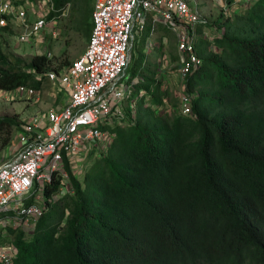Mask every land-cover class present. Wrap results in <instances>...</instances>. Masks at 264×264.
Listing matches in <instances>:
<instances>
[{
  "label": "trees",
  "instance_id": "obj_1",
  "mask_svg": "<svg viewBox=\"0 0 264 264\" xmlns=\"http://www.w3.org/2000/svg\"><path fill=\"white\" fill-rule=\"evenodd\" d=\"M53 1L59 15L77 6V27L90 39L95 0ZM214 24L224 32L197 41L203 64L186 80L197 94L193 116L143 67L135 118L110 128V147L82 181L71 171L73 195L52 199L56 178L46 187L34 232L12 230L13 264H264V0L233 17L222 11ZM13 26L0 31V91L40 88L47 77L38 74L73 62L10 54L4 36ZM14 125L0 117L5 143Z\"/></svg>",
  "mask_w": 264,
  "mask_h": 264
},
{
  "label": "built area",
  "instance_id": "obj_2",
  "mask_svg": "<svg viewBox=\"0 0 264 264\" xmlns=\"http://www.w3.org/2000/svg\"><path fill=\"white\" fill-rule=\"evenodd\" d=\"M257 1L216 0L227 16ZM54 12L53 0H0V31L13 24L24 30L17 35L18 42L34 41L39 46L45 31L58 34ZM161 26L177 35L176 75L182 83L203 64L196 53L197 41H212L224 32L221 26L209 24L189 0H95L93 28L85 51L59 72L38 74L39 79L45 75L63 87L68 101L59 109L26 120L17 134L20 146L0 165V264H13L19 254L12 230L32 234L48 209L46 187L56 178L58 186L52 199L73 195L71 171L75 175L95 146L99 156L107 151L114 136L110 128L127 126L129 118H135L138 97L146 92L136 88L140 76L125 78L126 68L136 35L141 38L147 27L149 34H154ZM149 47L154 48L155 43L150 41ZM42 54L51 55L45 49ZM185 86L179 96V113L193 116L197 94L185 91ZM15 90L39 98V90L28 84L5 92L14 96ZM147 102L150 104L149 99Z\"/></svg>",
  "mask_w": 264,
  "mask_h": 264
},
{
  "label": "rangeland",
  "instance_id": "obj_3",
  "mask_svg": "<svg viewBox=\"0 0 264 264\" xmlns=\"http://www.w3.org/2000/svg\"><path fill=\"white\" fill-rule=\"evenodd\" d=\"M189 1L191 5L194 8H197L202 14V16L209 21V24L215 23V20L218 17V15L222 11H224L222 7L219 6L218 3H216V0H189ZM244 9L245 8L243 6L238 7V9L232 12L233 13L232 17L236 14V12H239L240 10H244ZM232 13L228 12V14H232ZM78 14H79V10L77 6H75L74 4L69 5L68 8L63 12V14H61V16L58 18L57 28L60 30L58 36L55 37L52 35V33L43 34L42 38L44 39L43 40L44 47L46 51L51 53L50 55L51 58H55L57 56L59 57L63 55L64 57L69 58L71 61H74L75 58H77L80 54H82L86 49L89 38L86 37L85 32L80 31L77 27ZM30 17H35V15H31ZM13 30L14 31L12 34H5L4 36L5 39L4 48L7 52H9L12 55L20 56L22 58H30L33 55L37 54L38 52H43V51H38V48L35 46L34 41L33 43L18 42L17 35L21 32H24L22 28L13 26ZM160 31H164V30H160ZM165 33L168 36L169 42L171 44L167 46V50L171 53L172 56L170 57L168 63L169 68L167 69V71L160 74L157 72L156 79L161 81L162 86H166L168 87V89H172V90L174 89L171 95L175 96L176 92L178 93L180 91L181 93L183 92L181 86H184L186 82L182 83L176 75L177 64L175 63L177 61V58H176L175 45H174L175 41L173 42V39L171 38V34H169V32H165ZM142 36L143 34L141 35V37ZM136 38H138V35H136ZM155 41L157 43H160L157 40ZM160 45L163 44L160 43ZM135 47L136 46H134V48L132 49V61L126 68L125 78L130 77L131 73L133 72V64L136 59L135 56H137L138 54V49ZM159 49L156 47V50ZM150 58L152 59V61L150 60L151 61L150 67H153L152 70L155 71L156 58L153 56H151ZM53 85L54 84L49 80L47 79L43 80V83L39 88L40 96H41L40 100L31 98L25 93L21 94L19 93L18 90L14 91L15 94L14 96L9 93H6L4 90H1L0 117L13 118L16 122L19 123V126L21 127L25 123V121L28 120L32 115L36 114L37 111L39 112V111H44L46 109L54 108L50 106L54 100L52 95H50V93L53 92L54 89ZM55 92L57 95L56 99L59 103L62 102V100L67 96L66 91L62 90L60 85H56ZM180 94L175 97L179 98ZM155 107H157V105ZM9 130H11V140L8 143H5L6 142L5 140L8 138V135L10 133V131L8 132V127H6L2 131V133H0V165H2L8 158H11L16 148L20 146V144L17 141V137H18L17 134L20 129L18 130L16 125H14L10 127ZM97 149H98V145L95 146L93 150V154H90L91 155L90 157H87L85 160H83L81 164L82 166L80 165L81 166V167L79 166L80 168L79 167L76 168L75 176L79 178L81 181L84 179V175L88 170L89 166L94 162L96 158L99 157V155H97L98 153H96ZM26 235L29 237L31 234H26Z\"/></svg>",
  "mask_w": 264,
  "mask_h": 264
},
{
  "label": "crops",
  "instance_id": "obj_4",
  "mask_svg": "<svg viewBox=\"0 0 264 264\" xmlns=\"http://www.w3.org/2000/svg\"><path fill=\"white\" fill-rule=\"evenodd\" d=\"M216 3H218V2H216ZM218 5L220 6V4L218 3ZM69 6V5H68ZM94 11V10H93ZM58 13V10H57V12L55 13H52V14H54L53 16H55L56 17V19H57V23H56V28H57V24H58V18L61 16V14L59 15V14H57ZM63 14V13H62ZM92 20H93V14H92ZM212 24H214V23H212ZM215 25H217V24H215ZM161 29H158L157 31H155V33L154 34H151V35H149V33H143V36L141 37V41H140V37H138L135 41H134V45H133V48H134V46H136L135 48H137L138 49V54H137V56H135V58L136 59H139V64L137 65V67L135 68V69H133L136 73V75L135 76H132V73H131V75H130V77H137V76H140V78H142L141 76H142V72H141V69L144 67V68H147V70H150V71H152V69H153V67H150V63H151V61H152V59L150 58L151 56H153V57H155L156 58V61H155V68H156V74H157V72H159V70H161L162 69V71H161V73H164V72H166L167 71V69L169 68V60H170V57L172 56L171 55V53L167 50V46H169V45H171L170 44V42H169V38H168V36L166 35V33L165 32H169V34H171V38L173 39V42L175 41V53H176V57H177V60H178V51H177V35H176V33H175V31H173V30H169V29H167V28H165V27H163V26H161L160 27ZM146 30H148V27H147V29ZM160 30H164V31H160ZM57 31H58V34L60 33V30L57 28ZM159 31V32H158ZM47 33H51L50 31H45V34H47ZM58 34H57V36H58ZM168 34V35H169ZM57 36H55V37H57ZM164 39H168L167 40V42L166 43H163V40ZM44 40V39H43ZM155 40H157V41H159L161 44H163V45H160V43H157ZM150 41H152V42H154L155 43V47L154 48H151V47H149V45H150ZM136 42V43H135ZM172 42V43H173ZM33 43V42H32ZM35 43V42H34ZM35 46L38 48V51H44V49H45V47H44V41H43V43L41 44V45H37L36 43H35ZM163 46V47H162ZM156 47L159 49L160 47V49L159 50H156ZM132 48V49H133ZM85 51V50H84ZM37 54H42V52H38ZM81 55V54H80ZM79 55V56H80ZM157 55H158V58H157ZM131 56H132V51H131ZM76 59V58H75ZM136 59H135V61H136ZM151 60V61H150ZM131 61H132V57H131ZM130 61V62H131ZM130 64V63H129ZM175 64H177V61H176V63ZM129 78V77H128ZM47 80H48V78H46ZM50 81V80H49ZM139 84V82H137V85ZM56 85H59V84H56ZM56 85L54 84L53 85V92H51L50 93V95H52V97H53V103L50 105L51 107H54V108H50V109H59V108H61L62 107V105L63 104H65L67 101H68V95L62 100V102H58L57 101V99H56V97H57V95H56V92H55V87H56ZM136 85V86H137ZM61 87V86H60ZM62 88V90H64L63 89V87H61ZM173 88V87H172ZM181 88H182V90H184V86H181ZM38 90H39V98L37 99V98H34V99H36V100H40V98H41V96H40V89L39 88H37ZM162 89L163 90H167L168 89V87H166V86H162ZM174 90V89H173ZM172 89H168V91L170 92V93H172V91H173ZM181 93V91L178 93V92H176L174 95L175 96H178L179 94ZM150 97V98H149ZM148 99L150 100V102H151V96L150 95H147L146 96V98H145V102L146 103H148L147 101H148ZM50 109H46V110H44V111H37V113L36 114H38V113H41V112H47L48 110H50ZM35 115V114H34ZM33 116V115H32ZM31 116V117H32Z\"/></svg>",
  "mask_w": 264,
  "mask_h": 264
}]
</instances>
